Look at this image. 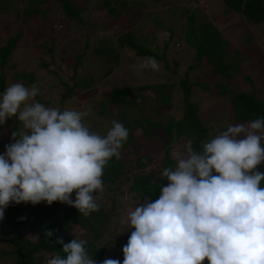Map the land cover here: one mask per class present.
Returning a JSON list of instances; mask_svg holds the SVG:
<instances>
[{
  "label": "clouds",
  "instance_id": "obj_1",
  "mask_svg": "<svg viewBox=\"0 0 264 264\" xmlns=\"http://www.w3.org/2000/svg\"><path fill=\"white\" fill-rule=\"evenodd\" d=\"M134 67L158 71L160 65L149 59ZM38 93L35 85L13 83L0 96V125L16 116L27 130L13 132L14 142L0 154V220L13 202L60 201L90 216L100 208L104 168L121 157L129 131L113 120L101 136L83 122L89 111L46 107L35 101ZM262 141L259 118L229 125L200 152L191 144L174 151L175 166L161 173L168 183L159 198L137 204L121 221L134 228L122 249L123 264H264ZM44 235L53 232L45 229ZM56 243L66 255L58 253L47 264H97L87 240ZM102 264L121 261L107 258Z\"/></svg>",
  "mask_w": 264,
  "mask_h": 264
},
{
  "label": "rangeland",
  "instance_id": "obj_2",
  "mask_svg": "<svg viewBox=\"0 0 264 264\" xmlns=\"http://www.w3.org/2000/svg\"><path fill=\"white\" fill-rule=\"evenodd\" d=\"M24 1L19 0L17 2L19 7L24 4L25 9L28 11L27 14L24 13L23 21L18 19L17 6L11 4L6 8L7 10H5L3 16V22H9L10 29H0V43L14 31L22 32L19 42L20 47L15 51L17 56H12L9 61L15 66L3 70L8 78L6 86L8 87L13 83H24L25 79L15 81L11 78L14 74L19 76L21 71H31L33 80L27 87L31 88L35 85L39 89V97L50 100L49 106L46 107L57 108L59 105L61 106L58 102L60 97V91L58 90L62 88L60 81L65 79L64 75L71 74L72 65L75 64L79 54H82L80 65L77 64V71L74 73L77 74L76 78L73 80H77L79 76L83 79L86 77L87 80H90V84L85 88L78 87L73 95L62 103L61 109L62 111L65 108L76 111H89L91 114L84 117L83 122L92 132L101 136L107 135L108 130L112 127L113 120L121 122L129 131L128 140L121 148V156L124 154L123 157H128L129 152L136 151L138 155L154 153V160L159 159L161 152L154 149V146H150L149 137L147 136L154 138V145L165 143L166 146H170L171 143L179 151H183L186 145L192 144L191 134L187 132L191 130L180 121L184 111L183 95L185 92L183 89L184 83L182 84L181 81L186 77L187 82L191 84L188 93L189 100L196 106L199 118L207 126L206 133L200 142L201 148H203L204 142L210 141L227 130L229 125L247 126L249 124L248 122H237L230 116L228 99L232 97L230 94L232 88H235L236 91H254L256 96L264 102V21L258 23L256 27L249 26V31L253 30L254 40L250 34L247 37H241L244 35V31L240 33L237 30L228 29L229 26H232L231 23L233 22L231 21L236 23V15L230 13L213 14L219 6V0H171L170 2L173 6L206 7L208 10L206 14L216 16L213 23L218 28L223 27L224 32L228 31L231 40L239 33L235 39L236 41L224 53H221V51L215 53L206 47L204 59L207 61H200L201 59H197L194 53L189 54V57H187L189 51L186 42L182 39L183 35L181 33L184 29L180 26V24H183L184 19L180 18V14L177 12L168 16H166V13H162L166 8L172 6L170 3L168 5L163 4L162 7L161 5L148 6L150 12L165 16V24L179 30V37H177L175 43H172L175 49L171 47V49L164 50L166 52L165 58H155L153 56L150 58L155 59L160 65L158 71L151 68L137 70L134 66L146 62L147 57H133L134 55L132 56L127 50L123 48V51L119 50L113 45L110 37L113 35L116 41L118 36L125 34L131 28H134L133 31L147 28V16H145V19H138V22L131 25V28L130 23L124 24L117 32H114L113 26L101 24V19H103L101 16L106 15V11L102 10L100 16L96 12L98 8H94L90 4L91 1L84 4L81 0L75 2L77 8L83 7L81 14L84 15V18L90 12L87 22L82 25L67 21L68 19L64 17V14L59 11V8L53 2L31 1L28 5ZM1 13L0 11V24L2 23ZM154 17H149V20ZM242 21L245 20L239 15L238 23L240 24ZM100 38H103V40L98 41ZM165 38L164 33L159 28L157 41L151 47L158 56H162ZM238 40L240 42L245 40L243 46L248 41V48L240 50ZM51 42L54 63L50 64L45 72V69L39 63V58L42 56L47 62H51V60L47 52L42 51L41 47L49 45ZM104 42L109 44L108 50L112 48L109 50L110 53L107 50L103 52L102 43ZM217 45L218 48L221 47L219 42ZM195 51L198 57L197 49ZM236 51L239 54L235 55L233 53ZM245 54H250V56L248 57ZM166 65L169 67L168 70L164 68ZM187 69L189 73L185 77ZM78 71L85 73L78 75ZM46 81H50L52 87L47 85ZM115 87H129L133 94H137L134 91L137 88V98L134 99L136 96L131 98L133 97L132 93L128 97L134 103L121 106V108L118 106V109L115 106L108 105L104 114H100L92 108L91 102L94 99H98L100 95L105 99L104 94H108ZM181 129L186 132L183 137L177 136L178 131ZM262 145H264V141H262ZM171 152L174 151L171 150ZM170 155L173 157L171 153ZM157 169L156 163L153 162L144 168V170L153 171ZM140 170L134 169L123 172L120 178L113 183H104L103 195L97 201L100 204V211L93 212L90 215L98 223L104 222V214H107L105 224H96L97 228L107 226V230L95 239L98 241L103 239L104 243L101 241V245L108 241L123 240L134 229L127 228L121 221L127 218L128 212L134 210L137 204H143L136 192L129 189V183ZM258 170L264 173L262 167H259ZM30 205L36 207V204L34 205L31 202ZM81 217L79 214V218ZM71 231L74 233L73 239L91 238L94 229L89 224L84 223L83 227L78 224L73 225ZM34 237L35 234L31 236V238ZM127 241L128 239L123 242V245H126ZM100 244L98 245L100 246ZM115 250L113 244L108 245L106 259L111 258L121 261ZM118 251L121 252L119 249ZM47 260L48 258L46 262Z\"/></svg>",
  "mask_w": 264,
  "mask_h": 264
},
{
  "label": "trees",
  "instance_id": "obj_3",
  "mask_svg": "<svg viewBox=\"0 0 264 264\" xmlns=\"http://www.w3.org/2000/svg\"><path fill=\"white\" fill-rule=\"evenodd\" d=\"M18 1L19 0H0V11L2 12V23L0 24L1 30L10 29V23L3 22V16L5 15V10H7L6 8H8L11 4H15L17 6V14L19 15L18 19H20V21H23L24 13H28L24 7V4L20 7L17 5ZM31 1H39L41 3L53 2L59 8V11L64 14V17L68 19L67 21L70 23L75 22L77 25H82L87 22V17L90 13L89 12L84 18V15L81 14L83 7H76L75 2H77V0H72V2L71 0H25L24 3L29 5ZM81 1L82 4L91 1L90 4H92L94 8H98L96 12H98L99 15L102 10L106 11V15H100L103 18L101 19V24L105 26H113L114 32H117V30H119L124 24L130 23L131 28V25L136 24L138 19H145V16H147V28H141L137 31H133L134 28H131V30L126 31L125 34L118 36L116 41L113 35L110 36L112 38L113 45L116 48H119V50H127V52L132 54V56L134 55L133 57L146 56V61H148L152 56L155 58H165L166 52H164V50H167V48L171 49V47L175 49L172 43H175L177 37H179V30L174 29L171 25L165 24V16L162 14H154L148 9V6L161 5L162 7L163 4L168 5L171 0ZM171 5L172 6L166 8L162 13H166V16H168L177 12L180 14V18L184 19L183 24H180V26L184 29L183 33H181L183 35L182 39L186 42L187 49L189 51L187 57H189V54L194 53L197 59H201L200 61H207L204 59L206 47L210 48V51L212 52L218 53L221 51V53H224L226 52V49L231 47V44L236 41L235 39L239 35V33H237L236 37L232 38L231 40L229 38L230 34L228 31L224 32L225 29H222L223 27L218 28V26L213 23V20L216 16H210L206 14V12L208 13L206 7L203 8L202 6L194 7L189 5ZM218 5L219 6L217 7L216 11L213 13L214 15L221 13H230L232 15H236V23L234 21H231L233 23L229 22L232 24V26H229L228 29L231 28L237 30L240 33L244 31V35L241 37H247L250 34L251 38L254 40L253 30L249 31V26L252 25L256 27L258 23L264 21V0H219ZM239 15L245 20L240 24L238 23ZM151 16L157 17L149 20V17ZM159 28L166 37L165 41L163 42L164 45L162 56H158L151 48L152 45L157 41ZM261 32L263 33V31ZM21 36L22 32L14 31L9 37L0 43V96H2L4 93L8 83L7 74L5 71L3 72V70L4 68H11L15 66V64L12 65L9 63V61L11 60L12 56H17L15 55V51L18 49V47H20L19 42ZM101 40H103V38H100L98 41ZM218 42L221 44L220 48L217 47ZM238 42V47L240 50H246L244 48H248V41L245 43V46H243V42H245V40L241 42L238 40ZM102 45L103 52H106V50L109 52V50L112 49L110 48L108 50L109 44L106 42L102 43ZM41 48L42 51L47 52L48 57L51 60V62H47L42 56L39 58V63L46 72L49 68V65L54 63L52 42L51 44ZM195 49H197L198 57L196 56V51L194 52ZM233 53L235 55L239 54L237 51ZM81 55L82 54H79V57L76 58L75 64L72 65L71 74L64 75L65 79L60 81L63 89L61 88L58 90L60 91L58 102L61 104V106L65 100L73 95L74 91L78 87L85 88L90 84V80H87L86 77L83 79V77L79 76L77 80H73L77 75L74 73L77 71V64L78 66L80 65L79 63ZM247 56L249 57L250 54ZM164 68L168 70L169 67L166 65ZM84 73L82 71H78V75H83ZM188 73L189 72L187 69L185 71V77L188 75ZM11 79L15 81H18L19 79H25L26 81H23V84L27 87V85L32 82L33 75L31 71H21L19 76H15L14 74ZM182 80L183 81L181 82L182 84L184 83L183 89L185 92L183 95L184 111L180 121L184 124V126L191 130L187 132L191 134L193 139L191 144L192 148H194L195 151L200 152L202 150L200 142L206 133L207 126H205L199 118L196 106L189 100L188 93L191 84L187 82V77ZM46 84L52 87V85H50V81H46ZM232 89L230 90L232 97L228 99V111L233 120L240 123H250L255 119L264 118V102L256 96L254 91H236V89ZM134 91L138 94L137 88L134 89ZM131 93L132 90L129 87H115L111 89L108 94H104L105 99L102 98L101 95L98 99H94L93 102H91L93 106L92 108H94L98 113L104 114L108 105L115 106L118 109V106L121 108V106L128 105L129 103L132 104L134 102L128 98L131 96ZM137 94L132 93L133 97L131 98L136 96L134 98L136 99ZM35 98V101H38L45 106H49V99H43L42 97H39V95H37ZM61 106L59 105L57 108L62 111ZM153 109H155V107H153ZM25 131L27 130L23 127L22 122H20L16 116L9 118L5 124L0 125V154L5 152L6 145L14 142L12 138L13 132ZM142 132H144V130H142ZM185 134L186 132H183L181 129L178 131L177 136L183 137ZM147 137H149L150 146H154V149H157L159 152H161V157H159V159L154 160V153H143L138 155L136 151L129 152L128 157H123V154L119 159H117L114 156L104 168L103 174V182L105 184L106 182L109 184V182L113 183L115 180L119 179L123 172L141 169L139 173L135 174L134 178L129 183V189L131 191H135L143 203L146 201H155L159 198L161 194V185H166L168 183L166 178H163L161 175L162 170L167 167L175 166L174 158L170 155V153L172 154L171 150L177 151V148L174 145H171V143L170 146H166L165 143H163V145H154V138L152 136ZM17 139H19V137H17ZM176 140H178V138H176ZM152 162L156 163L158 169L156 171L144 170V168ZM259 167L264 169V163L259 165L258 168ZM261 186L264 187V181H262ZM72 198L73 200L75 199V192L72 194ZM98 211H100V209ZM79 214L80 212L77 208L60 201H55L51 205H49L46 201H42L36 204L35 208L31 207L30 202H21L19 204H16L15 202L11 203L5 209L4 219L0 220V238L3 240L0 241V264H47L46 259H49V257H53L58 253L62 256H65L66 254L62 251L63 245L56 243L57 239L62 238L64 242H70L73 239L72 236L74 234L71 231L72 226L78 224L79 226L83 227L84 223L89 224L94 229L91 238L81 237L82 239L88 241L86 248L89 256L95 259L97 264H102V261L106 259L107 246L113 244L116 249V255L118 254L120 256L121 264H123V242L129 238L131 232L126 235L123 240H115L114 242L108 241L101 245L100 243L103 241V239L99 241L95 239L100 237L101 234L107 230V226L104 228H97L96 224H105L107 221V214H104V222L98 223L95 222V220H93L90 216L85 217L80 214L82 217L79 218ZM45 229L52 230L53 235L50 238L44 235ZM132 231H134V229ZM34 234L35 237L31 238V236ZM92 239H94V241H92ZM98 244H100V246ZM118 249L121 252H119ZM204 264H208V261L205 260Z\"/></svg>",
  "mask_w": 264,
  "mask_h": 264
},
{
  "label": "water",
  "instance_id": "obj_4",
  "mask_svg": "<svg viewBox=\"0 0 264 264\" xmlns=\"http://www.w3.org/2000/svg\"><path fill=\"white\" fill-rule=\"evenodd\" d=\"M0 241H3L2 239H0ZM23 262V261H22Z\"/></svg>",
  "mask_w": 264,
  "mask_h": 264
}]
</instances>
